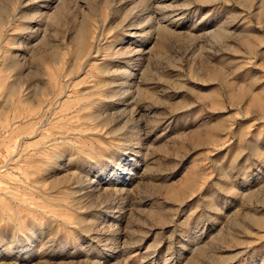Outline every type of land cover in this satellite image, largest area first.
<instances>
[{"label": "rangeland", "instance_id": "1", "mask_svg": "<svg viewBox=\"0 0 264 264\" xmlns=\"http://www.w3.org/2000/svg\"><path fill=\"white\" fill-rule=\"evenodd\" d=\"M0 264H264V0H0Z\"/></svg>", "mask_w": 264, "mask_h": 264}]
</instances>
